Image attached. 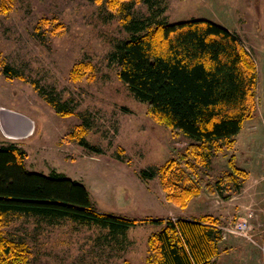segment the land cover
Masks as SVG:
<instances>
[{
  "label": "rangeland",
  "instance_id": "1",
  "mask_svg": "<svg viewBox=\"0 0 264 264\" xmlns=\"http://www.w3.org/2000/svg\"><path fill=\"white\" fill-rule=\"evenodd\" d=\"M3 1L0 109L32 118L35 127L20 140L8 137L0 123V146L15 143L25 151L32 172L82 183L101 213L136 221L211 216L226 229L212 264H264L255 244L227 233L248 209L256 210V224L264 216V0H139L126 14L109 0H8V11ZM194 19L238 35L258 77L255 109L241 135L208 167L200 165L199 178L210 191L181 207L168 200L160 171L187 154L192 142L149 115L148 105L121 81L113 55L131 38L128 22L152 29ZM6 67L15 76L6 75ZM75 132L102 153L81 146ZM232 161L249 177L237 179L241 188L231 182L216 189L232 174ZM162 228L146 224L114 234L69 219L17 214L3 234L29 247L31 264H152L148 240ZM257 239L261 243V234Z\"/></svg>",
  "mask_w": 264,
  "mask_h": 264
},
{
  "label": "trees",
  "instance_id": "2",
  "mask_svg": "<svg viewBox=\"0 0 264 264\" xmlns=\"http://www.w3.org/2000/svg\"><path fill=\"white\" fill-rule=\"evenodd\" d=\"M138 1L109 0L122 13ZM3 3L8 11V0ZM126 28L131 38L113 55L121 81L148 105L155 121L192 142L187 154L160 171L168 200L186 207L202 191L211 189L199 178L200 165L208 167L213 155L232 148L254 112L255 61L238 35L209 20L159 23L152 29L143 22H128ZM4 73L15 76L16 72L6 67ZM57 110L63 112L61 107ZM72 137L86 149L102 153L81 132ZM26 156L15 143L0 146V264H31L29 247L3 234L17 214L69 219L114 234L140 225L162 226L148 240L152 264H212L218 257L222 231L211 216L136 221L101 213L85 185L57 173L32 172L26 168ZM230 167L232 174L218 180L216 189L231 182L241 188L237 179L249 177L235 162ZM142 174L153 177L146 171Z\"/></svg>",
  "mask_w": 264,
  "mask_h": 264
},
{
  "label": "built area",
  "instance_id": "3",
  "mask_svg": "<svg viewBox=\"0 0 264 264\" xmlns=\"http://www.w3.org/2000/svg\"><path fill=\"white\" fill-rule=\"evenodd\" d=\"M257 220L258 216L256 210L252 208L248 209L244 216L240 217L233 227L227 230V233H230L235 237L247 239L264 252V216L258 224H256ZM219 228L226 231L225 227L220 226ZM256 230L261 234V243L258 242L257 236L260 234L256 233Z\"/></svg>",
  "mask_w": 264,
  "mask_h": 264
},
{
  "label": "water",
  "instance_id": "4",
  "mask_svg": "<svg viewBox=\"0 0 264 264\" xmlns=\"http://www.w3.org/2000/svg\"><path fill=\"white\" fill-rule=\"evenodd\" d=\"M0 116L3 119L2 128L8 136L20 139V138H27L28 136L33 134L34 122L30 118L23 116L21 114H18L14 111L5 110V109H0ZM7 116L16 117V118H19V120H25L27 124L25 131L20 132L19 126L16 125V122L15 123L5 122L6 121L5 119Z\"/></svg>",
  "mask_w": 264,
  "mask_h": 264
},
{
  "label": "crops",
  "instance_id": "5",
  "mask_svg": "<svg viewBox=\"0 0 264 264\" xmlns=\"http://www.w3.org/2000/svg\"><path fill=\"white\" fill-rule=\"evenodd\" d=\"M10 111H12V110H10ZM15 112V111H14ZM16 113H18V112H16ZM18 114H20V113H18ZM22 115V114H21ZM23 116H25V115H23ZM26 117H28V116H26ZM28 118H30V117H28ZM31 120H33L32 118H30ZM6 121L5 122H7V123H15L16 122V125L17 126H19V131L21 132V131H25V128H26V126H27V124H26V122H25V120H19V118H16V117H11V116H7L6 117V119H5ZM2 121H3V119H2V117L0 116V123L2 124ZM33 122H34V120H33ZM34 127H35V122H34ZM5 132V131H4ZM241 135V133L239 134V136ZM31 136V135H30ZM30 136H28L27 138H20V140H22V139H28ZM8 137H10V136H8ZM13 138V137H12ZM199 218H201V217H199ZM198 217L197 218H195V219H193V220H197V219H199ZM187 220H188V218H186ZM192 220V219H191ZM219 224V223H218ZM219 226H222V225H220L219 224Z\"/></svg>",
  "mask_w": 264,
  "mask_h": 264
}]
</instances>
